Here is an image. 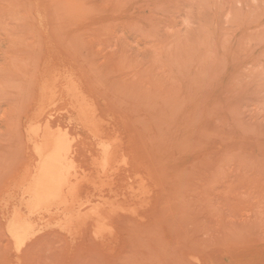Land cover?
<instances>
[{
  "label": "rangeland",
  "instance_id": "1",
  "mask_svg": "<svg viewBox=\"0 0 264 264\" xmlns=\"http://www.w3.org/2000/svg\"><path fill=\"white\" fill-rule=\"evenodd\" d=\"M0 264H264V0H0Z\"/></svg>",
  "mask_w": 264,
  "mask_h": 264
},
{
  "label": "bare ground",
  "instance_id": "2",
  "mask_svg": "<svg viewBox=\"0 0 264 264\" xmlns=\"http://www.w3.org/2000/svg\"><path fill=\"white\" fill-rule=\"evenodd\" d=\"M37 128H34L37 140L35 147L37 163L25 184V191L32 201L29 204V210L35 215L40 210L51 213L55 209L56 211L66 209L70 203L75 201L74 196L77 191L76 185L72 183L71 177L74 174L67 160L65 136L57 129ZM110 159V153L109 155L106 153L104 164ZM27 222L18 220V224H15L20 230H25Z\"/></svg>",
  "mask_w": 264,
  "mask_h": 264
}]
</instances>
